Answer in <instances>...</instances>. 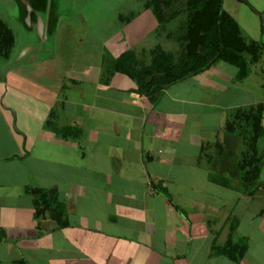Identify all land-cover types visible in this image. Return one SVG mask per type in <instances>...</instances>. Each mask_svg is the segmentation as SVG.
I'll return each mask as SVG.
<instances>
[{
	"label": "crops",
	"instance_id": "1",
	"mask_svg": "<svg viewBox=\"0 0 264 264\" xmlns=\"http://www.w3.org/2000/svg\"><path fill=\"white\" fill-rule=\"evenodd\" d=\"M223 8L264 44V0H224ZM144 9L96 51L92 41L78 49L77 32L59 33L76 21L72 13L48 31L53 51L28 59L27 46L0 70L11 110L0 108V243L14 263L264 264V170L246 188L212 166L227 124L264 108V52L243 80L218 61L152 103L105 61L107 52L113 60L133 51L149 63L164 28ZM142 15L152 24L138 38L131 25ZM36 188L54 192V207L36 208ZM229 241L246 244L240 260L221 253Z\"/></svg>",
	"mask_w": 264,
	"mask_h": 264
},
{
	"label": "trees",
	"instance_id": "2",
	"mask_svg": "<svg viewBox=\"0 0 264 264\" xmlns=\"http://www.w3.org/2000/svg\"><path fill=\"white\" fill-rule=\"evenodd\" d=\"M224 0H148L145 7L151 9L161 26L168 25L181 15L185 20L177 30L180 50L175 54L157 47L150 52L146 62L133 51L110 60L111 69L135 80L138 92L156 103L160 94L171 85L190 76L202 73L218 61H225L239 70L238 79L250 74V66L264 52V44L248 39L238 22L223 8ZM15 46V37L0 20V61L9 60ZM262 105L251 107L236 114L226 127L222 142L215 146L216 157L212 166L225 176L243 180L246 188L260 177L264 151L259 143L264 137ZM247 145L243 159H237L240 139ZM215 159V160H214ZM35 206L38 210L52 208L54 192L36 188ZM56 209V208H55ZM4 234L0 230V240ZM247 250L246 244L232 245L231 241L220 251L233 260H240Z\"/></svg>",
	"mask_w": 264,
	"mask_h": 264
},
{
	"label": "rangeland",
	"instance_id": "3",
	"mask_svg": "<svg viewBox=\"0 0 264 264\" xmlns=\"http://www.w3.org/2000/svg\"><path fill=\"white\" fill-rule=\"evenodd\" d=\"M24 4H29V0H23ZM32 1L33 6L38 10H44V19H48L49 30H52L53 25L59 27L60 20L59 16H57L56 21L53 24V15H59L61 17H66L69 13H74L77 15L76 21L72 23V25L64 24L59 27V33L62 31H68L71 33H78L83 39V41L78 45V49L82 46L84 49L88 48L91 44L89 42H93L91 44L92 50L96 51L99 47L100 42H104L108 49L111 44L114 43L110 38V35L118 32V37L121 38L120 34L128 33L130 29L127 27V19L133 17L134 15H140L145 12L144 4L148 0H30ZM27 11V10H26ZM25 11V7L22 3V0H0V20L4 21L7 25V28L11 30L16 38L15 47L13 55L16 57L18 54V58L22 55V53L27 49V46H33L36 48L40 44V35L38 30L32 28V24L35 23V17H31L28 14L27 16ZM68 12V14H67ZM66 13V15H65ZM150 16V13H147ZM120 15V18H119ZM142 15V19H137L132 23L131 29L139 34L138 38L141 37L140 34L143 33L146 27H149L151 22ZM122 18V19H121ZM140 18V17H139ZM264 18V15H262ZM143 19L147 20L146 22L142 21ZM151 19V18H150ZM185 20V16L181 15L168 25L163 26L164 29H159L155 33V38L160 43L161 47L166 49L167 51H171L172 53L178 52L180 50V44L177 40V30L182 21ZM149 22V24H147ZM67 23V22H66ZM264 23V19H263ZM70 27H67V26ZM146 25V26H145ZM130 27V26H129ZM72 29V31H70ZM147 30V28H146ZM169 32L172 36H168ZM67 34V32H65ZM168 36V37H167ZM95 37H99V41L94 39ZM47 41L46 47L54 48V39L52 37ZM45 40V39H44ZM149 43V42H148ZM123 45L121 44L120 48L123 49ZM108 51V50H107ZM44 54L43 51L39 53V56ZM108 59L112 60L111 54L108 53ZM9 60H1L0 61V69L5 71L11 65L12 57ZM92 57V56H91ZM17 58V59H18ZM94 58V56L92 57ZM149 59V56H148ZM109 60V61H110ZM148 61V60H147ZM5 78V76L3 77ZM4 95L0 96V108L6 111H10L9 106L7 105L9 101L6 100V95L8 92L5 90ZM0 109V110H1ZM5 111V112H6ZM1 118V117H0ZM0 129L5 130L2 127L1 119H0ZM1 131V130H0ZM0 132L3 139H0L1 144H6V137L3 133ZM245 140L243 138L240 139V144L237 149L238 158L240 161L243 159V153L247 150V145L243 142ZM264 142V138L262 139ZM10 149V148H9ZM264 170V163H261V172ZM260 172V173H261ZM4 238V237H3ZM19 258L13 253L10 249L7 251L5 245H1L0 243V264H23L22 262L13 261Z\"/></svg>",
	"mask_w": 264,
	"mask_h": 264
},
{
	"label": "flooded vegetation",
	"instance_id": "4",
	"mask_svg": "<svg viewBox=\"0 0 264 264\" xmlns=\"http://www.w3.org/2000/svg\"><path fill=\"white\" fill-rule=\"evenodd\" d=\"M29 2V4H27V5H25L24 4V1L22 0V3H23V5H24V7H25V11H26V16L29 14L30 15V18L31 17H35V23L34 24H32L33 26H32V28H34L35 27V29L37 30V28H38V32H39V35H40V31H39V29H40V20H39V17L40 18H42V19H44L43 18V15H44V11H45V9L44 10H38V9H36L34 6H33V4H32V1H28ZM33 9H32V8ZM67 14H68V12H67ZM69 14H71V13H69ZM65 15H66V13H65ZM57 16H59V19H62L63 17H61L60 16V14L59 15H53V24H54V22L56 21V19H57ZM67 16H69V15H66V17ZM44 23H45V21H44ZM48 25V24H47ZM56 28V26L55 25H53V28H52V30H50L51 32L52 31H54V30H56L55 29ZM48 31H49V25H48ZM14 34V33H13ZM14 37H15V35H14ZM40 38H41V40H40V44H39V46H37L36 48H34L33 46H32V48H33V51H32V53H29L28 55H27V58L28 59H30L32 56L34 57H36V58H42V57H44L50 50H51V47H46V42L47 41H49L50 39H49V37H47V38H45V37H42L41 35H40ZM45 39V40H44ZM15 41H16V38H15ZM55 44V43H54ZM15 47V46H14ZM29 47V46H28ZM53 49V48H52ZM41 51H43L44 52V54L42 55V56H39V53L41 52ZM53 51V50H52ZM13 52H14V49H13ZM12 55H13V53H12ZM11 55V56H12ZM1 70V69H0Z\"/></svg>",
	"mask_w": 264,
	"mask_h": 264
},
{
	"label": "water",
	"instance_id": "5",
	"mask_svg": "<svg viewBox=\"0 0 264 264\" xmlns=\"http://www.w3.org/2000/svg\"><path fill=\"white\" fill-rule=\"evenodd\" d=\"M32 8V7H31ZM33 9V8H32ZM39 20H40V29H39V31H40V35L42 36V37H45V38H47L48 36H47V34H48V22H47V20L46 19H42V18H40L39 17ZM44 21H45V23H44ZM56 28H58V27H56ZM55 28V29H56ZM37 30H38V28H37Z\"/></svg>",
	"mask_w": 264,
	"mask_h": 264
}]
</instances>
